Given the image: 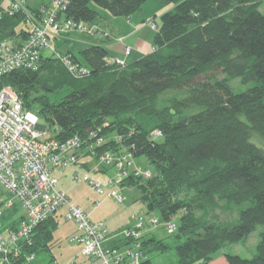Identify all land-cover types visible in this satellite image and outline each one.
<instances>
[{
    "label": "trees",
    "instance_id": "obj_1",
    "mask_svg": "<svg viewBox=\"0 0 264 264\" xmlns=\"http://www.w3.org/2000/svg\"><path fill=\"white\" fill-rule=\"evenodd\" d=\"M34 1L28 6L39 14L52 0ZM159 1L175 7L162 15L145 56L119 66L107 46L91 43L79 54L70 48L61 55L86 65L88 75L75 77L51 54L36 70L0 76V88L12 85L60 140H92L89 132L102 128L100 135L114 132L121 139L105 149L122 145L147 158L151 177L130 176L123 185L139 189L146 213L177 222L173 264H210L221 251L228 264H264V0ZM146 2L67 0L60 16L90 25L104 19L92 4L130 17ZM31 30L25 13L10 14L0 0V42L21 43ZM237 78L243 91L231 84ZM217 210L236 219L220 220ZM59 223L49 218L38 225L15 264H42L39 257L47 253L44 264H56ZM256 230L252 258L229 251ZM140 239L141 264H157L150 254L172 247L150 232ZM31 253L35 258L28 260Z\"/></svg>",
    "mask_w": 264,
    "mask_h": 264
},
{
    "label": "built area",
    "instance_id": "obj_2",
    "mask_svg": "<svg viewBox=\"0 0 264 264\" xmlns=\"http://www.w3.org/2000/svg\"><path fill=\"white\" fill-rule=\"evenodd\" d=\"M66 2L52 0L39 14L30 10L25 0H15L7 7L10 14L25 13L32 30L16 45L0 42V76L18 68L38 69L41 59L54 55L52 45L56 34L88 28L82 20L60 16ZM92 31L94 35L100 34L95 27ZM130 52L131 47L127 46L125 55ZM59 56L75 77L90 73L86 65L75 63L69 56L56 57ZM112 62L125 66L127 58L113 57ZM40 121L39 114L26 109L12 85L0 88V264H15L25 246L32 244L35 228L49 218L64 217L76 223L77 233L70 237V242L83 245L79 255L87 264H141L144 255L140 237L143 233L159 224L165 225L169 233H175L176 221L163 223L156 214L142 213L134 216L135 222L126 230L132 243L124 247L110 244L112 235L106 220L94 219L75 203L68 191L61 188L60 176L75 165L87 166L88 158L92 157L96 161V172L113 167L116 176L105 183L90 173L82 178L77 174L75 177L88 182L97 193L106 194L108 190V196L120 202L125 199L123 183L130 176L149 178L152 170L139 168L135 155L122 145H110L105 149L107 142L120 141L119 135L107 140V134L100 135L102 128H99L89 132L92 140L81 135L60 140ZM161 133L156 130L153 135ZM100 204V200L95 201L93 208L98 209ZM79 255L71 257L68 263L80 264L77 263ZM26 258L32 260L35 254H27ZM55 263L60 264L59 261Z\"/></svg>",
    "mask_w": 264,
    "mask_h": 264
},
{
    "label": "rangeland",
    "instance_id": "obj_3",
    "mask_svg": "<svg viewBox=\"0 0 264 264\" xmlns=\"http://www.w3.org/2000/svg\"><path fill=\"white\" fill-rule=\"evenodd\" d=\"M7 7L11 6L15 0H1ZM51 2V1H50ZM34 0H25V5H33ZM96 9L99 10L101 14L107 18L108 24L115 26V30H111L108 26L105 27L101 22L88 25V28L84 31H69L58 33L56 36L69 37L67 41L61 43H54L53 38V51L55 56L64 55L63 52L66 49L72 48L77 54L86 45L92 42L98 41L99 39H106V46L112 54L113 57H126L127 62L135 61L145 56L147 53L153 51L154 48V37L155 31L158 26L161 25V17L165 12L173 10L175 7L174 3H161L159 0H148L143 7L136 10L132 16H116L111 14L108 10L102 7H98L92 4ZM261 9L264 12V1L262 2ZM31 10V9H30ZM114 23V24H113ZM97 29L100 34H93V28ZM107 32V33H105ZM7 43L16 45L15 39L6 40ZM131 47V52L129 55H125V48ZM67 56V55H66ZM219 77H222L220 75ZM236 91H243L246 86L239 83V79H233L231 83ZM41 123L45 124V121L41 118ZM116 134H107V140L115 138ZM89 155V154H88ZM89 162L87 166L75 165V167L66 169L65 173L62 174L60 186L68 191L69 196L75 203H78L82 208L94 219H103L108 223L109 229H111L112 237L117 240L120 247H124L126 241V230L128 227L133 225L134 216L142 215L146 213L147 206L142 202L140 191L136 186H125L124 201H118L114 197H110L109 191L106 190V194L97 193L96 190L91 187L88 182L78 179L82 178L84 174L90 173L91 176L95 177L103 183L107 182L110 178L116 176V170L113 167H108L107 171L96 172V161L92 157L88 158ZM135 162L137 166L141 169L152 170V165L148 162L145 156L136 157ZM78 177H75V175ZM101 201L98 209L93 208L95 201ZM156 214V213H153ZM152 214V215H153ZM220 220H234L235 215L231 213H224L217 210L215 213ZM158 215V214H156ZM159 216V215H158ZM77 226L73 220H66L62 217L60 219L59 226L56 228L54 236V246L52 248V253L57 258L60 264H66L67 260L71 256L78 254V251L82 248L81 243L70 242V237L77 233ZM151 235H156L159 238L168 240L172 245L171 249L167 252L158 253L154 252L150 254V258L154 260L157 264H173L178 260V255L175 245V238L171 236L173 233H169L167 228L163 224L158 226H153L148 229ZM260 240L258 231L251 233V236L246 242H240L239 244H234L229 248V251L239 254L240 256L246 258H252L257 252L258 242ZM132 243V242H131ZM51 254H43L39 257L42 264L46 263L50 258ZM44 260V261H43ZM210 264H228L226 256H224V251L219 252L216 258L211 261Z\"/></svg>",
    "mask_w": 264,
    "mask_h": 264
},
{
    "label": "crops",
    "instance_id": "obj_4",
    "mask_svg": "<svg viewBox=\"0 0 264 264\" xmlns=\"http://www.w3.org/2000/svg\"><path fill=\"white\" fill-rule=\"evenodd\" d=\"M101 23L103 24V25H105V27H109L111 30L113 29V30H115V26L113 27V26H111L110 24H108V21H107V18L105 19V17H104V19H102L101 20ZM114 24V23H113ZM54 38V43H61V42H63V41H67L68 39H69V37H61V36H54L53 37ZM109 40V39H108ZM108 40H106V39H104V38H102V39H99L98 41H95V42H92V43H100V44H106V42L108 41ZM110 41V40H109ZM88 45H90V44H88ZM87 46V45H86ZM106 46V45H105ZM132 54V53H131ZM130 54V55H131ZM112 55V54H111ZM110 244L112 243V244H118L117 243V240H115L113 237H111V239H110ZM79 251H78V254H76V255H74V256H77V255H79ZM71 257H73V256H71ZM70 257V258H71ZM69 258V259H70ZM69 262V260H67V262H66V264H69L68 263ZM77 263H80V264H87L88 262H87V260L86 259H84V258H82V257H80V255H79V257H78V259H77Z\"/></svg>",
    "mask_w": 264,
    "mask_h": 264
},
{
    "label": "bare ground",
    "instance_id": "obj_5",
    "mask_svg": "<svg viewBox=\"0 0 264 264\" xmlns=\"http://www.w3.org/2000/svg\"><path fill=\"white\" fill-rule=\"evenodd\" d=\"M23 251H24V249H23Z\"/></svg>",
    "mask_w": 264,
    "mask_h": 264
}]
</instances>
